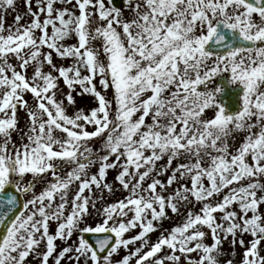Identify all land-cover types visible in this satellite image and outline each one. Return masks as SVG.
I'll list each match as a JSON object with an SVG mask.
<instances>
[{"label":"snow or ice","instance_id":"1","mask_svg":"<svg viewBox=\"0 0 264 264\" xmlns=\"http://www.w3.org/2000/svg\"><path fill=\"white\" fill-rule=\"evenodd\" d=\"M19 6L0 0V264H264V0ZM223 72L234 115L201 90Z\"/></svg>","mask_w":264,"mask_h":264},{"label":"rangeland","instance_id":"2","mask_svg":"<svg viewBox=\"0 0 264 264\" xmlns=\"http://www.w3.org/2000/svg\"><path fill=\"white\" fill-rule=\"evenodd\" d=\"M18 2H19V1H18ZM22 2H23V6H22V7L19 6V8H18V11L21 12V13L27 11V8H26V6H25V0H22ZM105 2L107 3L108 0H105ZM118 2H119V0H117V3H118ZM33 3L35 4V0H33ZM16 14H17V13L14 12V11H12V10H9L7 14H4V13L0 12V16H3V17H4V22H5L6 26H7V25H11V24L13 23V21H14V17H15ZM68 43H70V44H71V43H75V38L69 40ZM55 62H56L57 64H61V63L68 64V63H70L71 61H70V60H63V61H62L61 59H56ZM29 75H31V69H29ZM222 77H226L227 80H228V82H229V84H230L231 86H233V87H243L244 90L246 91L245 86H244L242 83H240V82H235V83H233V82H232V74H231V72H223V73H220L219 75L213 77L212 80L209 81V82H207L206 85L201 86V90H211V91H214V92H215L216 89H218V88H222L221 86H219V85L217 84L218 80H219L220 78H222ZM96 83H97V87L99 88L100 86H99V80H98V79H97ZM61 87H64L65 92L68 91V89L64 86L63 81H61ZM101 91H103V90L101 89ZM221 93H222V92H220L219 95H217V97H216V100H217L218 103H219V101H218V97L220 96ZM243 95H244V94H243ZM243 95H242L241 103H240L241 110H242V106H243ZM107 97H108V99H111V98H112V90H111V89L107 90ZM27 99H29V100L31 101L32 97H31V96H28ZM77 100H78V105H79V107L84 108L86 111L89 110V109H91V108H93V107H96V106H97L96 101H95L94 99H92L91 97H88V96L83 97V98L77 96ZM219 104H220V103H219ZM72 111H74V109L70 108V109H69V112L71 113ZM207 116H208V117H212V116H213V112H212V111H209V112L207 113ZM27 123H28V116H27V114L23 111V109H21V111H20V113H19V127H20V129L24 130V129H25V126L27 125ZM89 130H93V129H92V128H89ZM18 135H19V134H14V139L17 140V143L19 142V140H18ZM58 135H59V133H58ZM238 142H239V141H237V143H238ZM98 146H99V144L97 143V147H98ZM95 171H96V168L93 167V168H92V172L94 173ZM115 176H116V172H115V171H110V172H109V175H108V177H107V181H108L109 183H112V182L114 181ZM27 178L30 179L31 176L28 175ZM163 178L166 179V177H163ZM42 187H43V185H38L37 188L35 189V191H36L37 193L40 192L41 189H42ZM115 187H116L117 189L120 188V185H119L118 182L115 183ZM121 192H122V191H121ZM122 193H123V192H122ZM105 195L107 196V193H106V192H105ZM120 198H121V197H120ZM117 199H118V198L115 197V194H114L113 196L108 197V202H109V201L112 202V201L117 200ZM110 202H109V203H110ZM98 206H99V205H98ZM180 219H181V218L173 217V219H171V220H166V221H164V228H166V229H171L172 227H174V226H176L177 224L180 223ZM51 228H52V231H55V229H56V225L53 223L52 226H51ZM139 231H140L139 228H137V229H135V230H131L129 233H126V238H130V237L136 235ZM159 235H160V232H159V231L153 233V234L151 235V239H152V241H155ZM244 238H245L246 241L249 240V239H251V237H249V236H245ZM75 239H76V237L73 236L72 240H75ZM72 240H69L68 243L71 244V243H72ZM56 243L59 245V247H58V249H57V252H59V251L65 246V245H64L63 243H61L59 240H57ZM208 243H209V244L212 243V240L209 239V240H208ZM225 247L227 248V245H225ZM41 250L43 251V248H42ZM165 251H167V250H165ZM244 251H245V249H244L242 246H240V245H237V246H236V253H237V254H236V256H235V264H239L240 260L243 258ZM123 254H124V252H123V250H122L121 253H120V255L116 257V259L119 260L120 257H121ZM33 264H37V262H33ZM50 264H51V261H50ZM62 264H67V262L64 261V262H62Z\"/></svg>","mask_w":264,"mask_h":264},{"label":"water","instance_id":"3","mask_svg":"<svg viewBox=\"0 0 264 264\" xmlns=\"http://www.w3.org/2000/svg\"><path fill=\"white\" fill-rule=\"evenodd\" d=\"M219 84L223 85L225 88V91L223 92L220 100L221 102L227 107L228 114H237L239 111V97L243 93L242 89L232 90L230 89L226 81L223 79ZM95 237H92V240H94Z\"/></svg>","mask_w":264,"mask_h":264},{"label":"trees","instance_id":"4","mask_svg":"<svg viewBox=\"0 0 264 264\" xmlns=\"http://www.w3.org/2000/svg\"><path fill=\"white\" fill-rule=\"evenodd\" d=\"M19 1V0H18Z\"/></svg>","mask_w":264,"mask_h":264}]
</instances>
